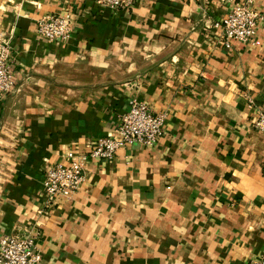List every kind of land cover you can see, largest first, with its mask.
<instances>
[{
    "label": "crops",
    "instance_id": "obj_1",
    "mask_svg": "<svg viewBox=\"0 0 264 264\" xmlns=\"http://www.w3.org/2000/svg\"><path fill=\"white\" fill-rule=\"evenodd\" d=\"M264 12V0H254ZM235 0H0L16 89L0 99V237L31 235L38 264H254L264 251V21L223 44ZM72 12L67 39L37 20ZM168 112L155 146L90 161L48 204L44 172L120 125L130 100Z\"/></svg>",
    "mask_w": 264,
    "mask_h": 264
},
{
    "label": "built area",
    "instance_id": "obj_2",
    "mask_svg": "<svg viewBox=\"0 0 264 264\" xmlns=\"http://www.w3.org/2000/svg\"><path fill=\"white\" fill-rule=\"evenodd\" d=\"M111 10H130L137 0H98ZM264 12L255 6L254 0H235L231 10L223 18V44L231 48L233 41L250 44L261 22ZM75 18L72 12L50 13L37 20L39 36L52 42L72 36ZM11 45L0 37V99L16 89L9 61ZM248 98V106L255 109L252 126L264 135V107L257 106L255 99ZM168 112H155L146 101L132 98L129 109L123 114L120 125L107 136L99 138L83 153L69 152L63 159L44 172L43 190L48 204L58 198L72 197L84 183L87 164L90 161H106L115 157L121 147L141 144L155 146L165 133ZM42 253L35 238L29 234H3L0 237V264H38ZM264 264V251L254 261Z\"/></svg>",
    "mask_w": 264,
    "mask_h": 264
},
{
    "label": "rangeland",
    "instance_id": "obj_3",
    "mask_svg": "<svg viewBox=\"0 0 264 264\" xmlns=\"http://www.w3.org/2000/svg\"><path fill=\"white\" fill-rule=\"evenodd\" d=\"M255 102H256L257 106H259V104H258V102L256 100H255Z\"/></svg>",
    "mask_w": 264,
    "mask_h": 264
}]
</instances>
